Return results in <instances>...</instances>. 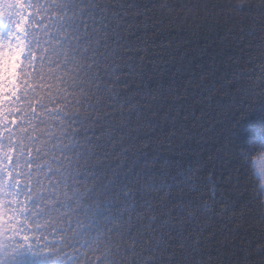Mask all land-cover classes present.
<instances>
[{
    "label": "snow or ice",
    "instance_id": "snow-or-ice-1",
    "mask_svg": "<svg viewBox=\"0 0 264 264\" xmlns=\"http://www.w3.org/2000/svg\"><path fill=\"white\" fill-rule=\"evenodd\" d=\"M134 2L20 0L22 19L14 5L0 17V164L12 154L0 179L15 172L27 189L0 191V264H184L188 248L222 230L217 221L229 234L249 227L230 196L243 181L228 166L240 158L224 145L202 156L198 146L232 109L209 116L213 98L264 92V52L251 55L243 22L225 27L214 5L170 9L162 26L157 6ZM202 37L201 48L189 47ZM208 47L235 51L227 77L209 88L213 71L193 70L180 85H160L171 66L182 72L186 55ZM250 163L264 179V154ZM33 211L48 223L33 227ZM255 251L264 260V235Z\"/></svg>",
    "mask_w": 264,
    "mask_h": 264
},
{
    "label": "trees",
    "instance_id": "trees-1",
    "mask_svg": "<svg viewBox=\"0 0 264 264\" xmlns=\"http://www.w3.org/2000/svg\"><path fill=\"white\" fill-rule=\"evenodd\" d=\"M10 5H14L17 10V19H22L21 16V3L20 0H0V17L8 13ZM150 6V5H148ZM223 29L217 28L212 34L211 39H218L222 34ZM163 38V35H162ZM208 42V38H200L199 40H194L189 47L201 48L205 43ZM183 51L178 50L177 55ZM205 54L196 56L195 53H189L185 56L184 63L186 68L182 72H177L176 75H172L176 71L175 66H171L165 74L159 78V83L161 86H167L169 84L180 85L182 81L189 78V73L193 70L199 72L213 71V76L209 78L208 87L210 88L213 83H218V77H227L232 71V66L223 67V64L227 62L228 57L234 56L236 53L231 47H225L222 51L216 49L215 47H208L204 50ZM192 56H196L195 59H189ZM211 64L212 67L209 68L208 65ZM3 79V68H0V81ZM195 95L202 96L206 94L205 92H200V90H195ZM212 108L215 111H209V116L215 118L216 112L221 111L224 107L231 104L232 109L228 111L225 117H222L221 123L214 125L209 133L211 139L203 142L198 146L202 152V156H207L215 153V149L220 146H225V151L229 152L232 156L235 148L238 144L246 142V139L240 136L242 131H253L254 128H258L262 119H264V106L259 103L249 105L246 98L241 99V96L237 94L235 97L232 96L231 92L229 96L221 98H213ZM194 114L198 115L200 112V106H196L194 109ZM181 121H177L173 127H179ZM231 130V135L227 134L226 130ZM167 130V128L165 129ZM195 135V134H194ZM256 135H259L257 131ZM12 154H8V158L4 160L3 164H0V169H10ZM217 160L222 159V155L216 156ZM238 166L241 171L244 172V166H242L239 160H232L229 163L228 168ZM228 168L224 171H228ZM219 172V169H218ZM246 174V173H245ZM15 172H4L3 178L0 179V191H4V195L8 196L9 193H15L19 195H27V189L24 186V177L15 179ZM12 203H15V196L11 197ZM8 201L6 199H0V213L3 220V206ZM29 218L33 219V227L45 226L48 221L44 217H38L35 212H30ZM217 224L222 226V230L217 232L216 237L212 241H206L201 244L198 248H188V252L184 254L181 259H183L184 264H194V261L201 256H210L215 261V264H245L246 260H255L260 257V253L255 251V245L261 240V234L256 232L250 227L241 228L237 230L234 234L228 233V225L223 221H217ZM228 235L230 242L225 244H219L217 241ZM252 252L249 256L246 253Z\"/></svg>",
    "mask_w": 264,
    "mask_h": 264
},
{
    "label": "clouds",
    "instance_id": "clouds-1",
    "mask_svg": "<svg viewBox=\"0 0 264 264\" xmlns=\"http://www.w3.org/2000/svg\"><path fill=\"white\" fill-rule=\"evenodd\" d=\"M129 2L136 6L134 0H129ZM141 2L147 6H157L155 15L161 21L162 26L174 16L170 9L182 7L185 4H189L193 8L203 4L214 5L224 19H227L228 24H225V27L230 24L239 28L241 21L243 22V32L239 35L243 36L247 42L244 47L251 55L259 59L261 53L264 52V0H141ZM240 10H244L243 14L240 13ZM220 22L223 24L224 20L221 19ZM173 25L177 26L175 19H173ZM241 87H243V82H241ZM242 95L243 99L248 100L249 105L259 103L264 106V92L259 91V89L256 91L249 90ZM257 131L259 132L258 136L256 135ZM226 132L229 135L232 134L229 129ZM245 139L246 142L238 144L233 152L234 156L240 158V164L244 166V172L239 167L240 178L243 183L239 186L240 190L230 193V196L248 210L247 225L264 235V179L255 173L250 163L251 157L264 154V119L261 120L258 128H254L252 134ZM223 202L221 201V203ZM197 261L215 264L210 256H201L194 261V264ZM246 261H251V264H264V260H261L260 257Z\"/></svg>",
    "mask_w": 264,
    "mask_h": 264
},
{
    "label": "rangeland",
    "instance_id": "rangeland-1",
    "mask_svg": "<svg viewBox=\"0 0 264 264\" xmlns=\"http://www.w3.org/2000/svg\"><path fill=\"white\" fill-rule=\"evenodd\" d=\"M0 220H2V218H1V213H0Z\"/></svg>",
    "mask_w": 264,
    "mask_h": 264
}]
</instances>
